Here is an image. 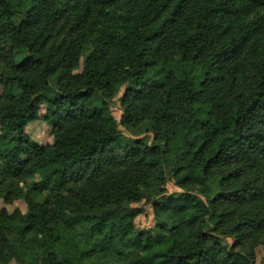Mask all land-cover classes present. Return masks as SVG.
Listing matches in <instances>:
<instances>
[{
	"label": "trees",
	"instance_id": "16d2710c",
	"mask_svg": "<svg viewBox=\"0 0 264 264\" xmlns=\"http://www.w3.org/2000/svg\"><path fill=\"white\" fill-rule=\"evenodd\" d=\"M0 87V264H256L264 0H0Z\"/></svg>",
	"mask_w": 264,
	"mask_h": 264
},
{
	"label": "rangeland",
	"instance_id": "374dc122",
	"mask_svg": "<svg viewBox=\"0 0 264 264\" xmlns=\"http://www.w3.org/2000/svg\"><path fill=\"white\" fill-rule=\"evenodd\" d=\"M83 60V59H82ZM84 63L82 64V66ZM81 70H79L80 72ZM125 87H121L119 92L114 96V98L110 102V110L113 116L117 119L118 122H120L121 116L123 115V111L121 108L120 98L123 96ZM3 89L0 87V96L2 95ZM41 111H44V107L42 106ZM119 129L126 135V140L128 137H130L129 133L125 131V129L119 125ZM27 135L40 146H47L54 144V136L52 134V127L47 124L44 120L39 119L36 121L31 122L27 129H26ZM146 138V140L151 143L152 142V135L151 134H145L140 138ZM125 140V141H126ZM168 183L166 185L167 193L170 195H177L182 192L180 188H178L175 185L174 180L171 177L170 171H168ZM37 181V180H36ZM133 207H140L142 208V214L139 215L135 220V226L139 230H148V231H154L155 227L158 225V222H161L158 220L154 213H153V207L152 204H146L144 202L137 203L131 205ZM7 209L10 213L15 212L16 210L21 211L22 214H26L28 212V205L24 199L15 200L13 203L6 204L4 200L0 197V210ZM224 244H232V239H225ZM257 257H256V264H263L264 261V247L258 246L256 249ZM9 264H16L14 260H11Z\"/></svg>",
	"mask_w": 264,
	"mask_h": 264
},
{
	"label": "water",
	"instance_id": "95a60500",
	"mask_svg": "<svg viewBox=\"0 0 264 264\" xmlns=\"http://www.w3.org/2000/svg\"><path fill=\"white\" fill-rule=\"evenodd\" d=\"M263 264H264V262H263Z\"/></svg>",
	"mask_w": 264,
	"mask_h": 264
}]
</instances>
